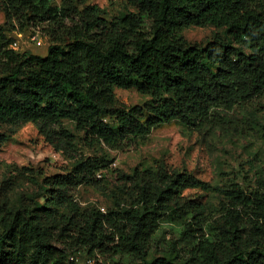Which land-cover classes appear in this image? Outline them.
<instances>
[{
	"label": "trees",
	"instance_id": "obj_1",
	"mask_svg": "<svg viewBox=\"0 0 264 264\" xmlns=\"http://www.w3.org/2000/svg\"><path fill=\"white\" fill-rule=\"evenodd\" d=\"M1 1L7 22L47 25L52 44L46 57L18 53L0 26V128L33 124L73 165L45 177L20 207L0 205V264H78L79 252L177 264L147 261L150 244L163 222L188 220L184 234L201 235L178 264H264V192L226 189L221 220L212 222L184 196L209 185L163 165L119 177L128 201L106 213L81 211L72 195L81 186L104 191L113 164L83 149L123 151L173 121L217 124L222 111L264 93V0H129L136 12L111 20L90 0ZM208 25L225 35L205 45L180 35ZM116 89L150 100L125 105Z\"/></svg>",
	"mask_w": 264,
	"mask_h": 264
},
{
	"label": "rangeland",
	"instance_id": "obj_2",
	"mask_svg": "<svg viewBox=\"0 0 264 264\" xmlns=\"http://www.w3.org/2000/svg\"><path fill=\"white\" fill-rule=\"evenodd\" d=\"M102 9L103 16L111 20L132 12L135 6L129 0H90ZM60 5L61 0H54ZM0 26L5 27L11 48L16 52L46 57L52 39L47 25L18 21L7 22L0 0ZM192 44H207L216 36H224L225 29L215 26L190 27L180 31ZM121 103L129 106L144 105L150 98L136 89L115 90ZM222 122L201 128H189L177 121L161 125L143 138L134 141L123 151L110 150L105 145L93 150H82L88 156L107 157L113 161L111 172L105 175V190L81 186L72 191L81 211L108 212L128 201L127 188L118 182L122 175L163 165L169 171H186L209 185L206 189H193L184 196L196 203L206 221H220L224 191L239 187L246 192H264V93L249 103H242L232 111H222ZM71 130L73 128L68 126ZM0 205L20 207L35 196L45 177L71 169L73 162L50 145L31 124L10 122L1 126L0 139ZM24 168L41 170L44 175L31 176ZM44 203V200H43ZM188 222V223H187ZM163 222L154 236L147 261L165 257L174 263H185L197 231L186 224ZM192 226V225H191ZM193 227V226H192ZM193 229H195L193 227ZM198 229V228H197ZM73 258L78 264H131L132 257L121 254L114 260L97 254L89 257L84 252Z\"/></svg>",
	"mask_w": 264,
	"mask_h": 264
}]
</instances>
